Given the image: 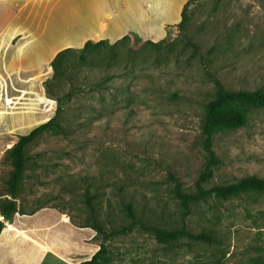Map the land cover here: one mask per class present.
I'll return each instance as SVG.
<instances>
[{
    "label": "rangeland",
    "instance_id": "1",
    "mask_svg": "<svg viewBox=\"0 0 264 264\" xmlns=\"http://www.w3.org/2000/svg\"><path fill=\"white\" fill-rule=\"evenodd\" d=\"M76 5L77 0H31L13 21L18 6L0 0V32L11 23L8 33L13 32L29 13L21 31L47 28L44 38L29 44L20 46L21 35L10 44L2 42L8 38L0 41L1 200L10 199L8 150L57 115L58 99L62 107L56 120L61 133L47 131L27 149L26 178L16 200L20 211L0 214V246L13 245L10 251L16 252L7 254L18 264H80L102 243L90 223L108 231L127 226L129 206L146 225L186 226L194 235L211 233L217 243L183 238L163 245L137 228L107 241L105 264H264V195L211 197L185 216L171 179L194 192L208 162L202 125L216 91L214 78L228 91H264V0L193 1L185 29L169 26L163 39L153 41H162L161 50L135 35L115 49L98 40L104 44L83 58L79 52L66 58L67 73L51 83V98L45 87L54 77L52 60L46 62L48 35L60 14L69 15ZM187 40L199 48L198 57ZM244 111L246 126L214 137L219 164L206 188L248 176L264 179V106ZM21 236L35 248L22 252Z\"/></svg>",
    "mask_w": 264,
    "mask_h": 264
},
{
    "label": "trees",
    "instance_id": "2",
    "mask_svg": "<svg viewBox=\"0 0 264 264\" xmlns=\"http://www.w3.org/2000/svg\"><path fill=\"white\" fill-rule=\"evenodd\" d=\"M197 0H188L184 5L181 12V21L178 27L185 29L187 23L186 8L189 3ZM130 41L129 35L124 36L115 43H113L110 48L115 49L120 44H125ZM149 44L153 45L157 49H164L162 41L155 43L153 41H148ZM187 45L193 49L194 55L198 57L199 48L187 40ZM104 44L103 41H98L94 43L93 41H87L81 50L75 51L72 48H66L59 51L51 62V67L54 72L53 80L47 82L45 87L47 94L53 98L55 92L53 91L51 83L54 80H60L67 73V67L64 66V61L70 55L80 53L83 58V54L89 51L92 47H96ZM215 84V94L214 97L206 105V113L202 125V135L204 150L208 153L209 159L205 166L204 171L199 175L196 183L194 192H187L183 184L179 179L171 177L174 182V195L179 201L184 215L187 216L191 213V206L200 201H206L208 198L215 197L222 200H229L231 198L238 197L246 193H259L264 195V179H260L256 176H248L236 183L227 185H216L210 188H206V184L213 177L214 168L219 164V160L213 149L214 137L222 132L235 130L242 128L247 125L249 116L245 113L244 109L249 107L264 106V91L258 90L253 92L248 91H228L224 88L221 81L217 78L213 79ZM57 101V99H55ZM61 103L58 99L57 101V115L50 119L49 121L39 125L38 127L31 130L28 134L23 135L19 138L17 143L8 150V158L12 166V171L7 180V193L10 199L1 200L0 199V214L1 216H9L14 214L20 209L17 206V199L19 198L25 178L26 169L28 162L27 149L31 143H33L41 134L57 130L59 133L62 131V127L56 122L58 115L61 111ZM35 212L30 213L33 215ZM27 214V213H24ZM127 215L130 222L127 226L121 228H112L110 231L106 230L102 224L97 221H93L91 224L92 228L102 236V243L99 250L92 256L90 260L81 262L80 264H105L108 255L107 241L114 236L125 235L133 230L139 228L145 232L150 233L155 240L163 245H172L177 243L183 238L198 240L201 242H206L209 244L217 243V240L213 237L211 233H200L194 235L186 228L182 226L175 229H165L155 225H146L141 220H139L132 210L131 207H127ZM4 221L0 220V235L4 229Z\"/></svg>",
    "mask_w": 264,
    "mask_h": 264
},
{
    "label": "crops",
    "instance_id": "3",
    "mask_svg": "<svg viewBox=\"0 0 264 264\" xmlns=\"http://www.w3.org/2000/svg\"><path fill=\"white\" fill-rule=\"evenodd\" d=\"M187 1L182 0L180 4L179 0H176L174 4V0L171 2L162 0L160 2L156 0H77V5L71 9L70 14L62 12L59 24L49 32L50 42H48V47H45L46 52L48 51V54L45 53L46 62L53 60L56 54L65 48H82L89 40H105L115 43L124 36L135 35L141 39L159 41L166 36L167 27L181 21L183 5ZM11 2L19 8L13 16L14 21L30 6L31 0H11ZM29 16L30 13L20 24L13 27L14 30L11 33H8V30L13 24H9L0 32V41L2 38H8V42H2L10 44L14 38L21 35V46L31 43L37 37L44 38L47 28L37 32L38 26L30 25L31 29L27 26L24 31H21L22 25L29 21ZM0 45H2L1 42ZM6 104L9 105V103ZM18 242L13 241V243ZM31 245L36 246L31 239L24 238L22 252H29ZM12 246H0V264H18L15 262V257L7 254L16 252L10 251Z\"/></svg>",
    "mask_w": 264,
    "mask_h": 264
}]
</instances>
